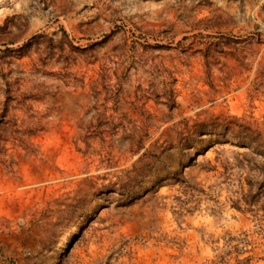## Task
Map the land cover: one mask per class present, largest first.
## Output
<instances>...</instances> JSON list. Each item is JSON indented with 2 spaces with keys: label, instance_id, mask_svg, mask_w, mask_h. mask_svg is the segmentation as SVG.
I'll return each instance as SVG.
<instances>
[{
  "label": "rangeland",
  "instance_id": "rangeland-1",
  "mask_svg": "<svg viewBox=\"0 0 264 264\" xmlns=\"http://www.w3.org/2000/svg\"><path fill=\"white\" fill-rule=\"evenodd\" d=\"M0 135V264H264V0H0Z\"/></svg>",
  "mask_w": 264,
  "mask_h": 264
},
{
  "label": "trees",
  "instance_id": "trees-1",
  "mask_svg": "<svg viewBox=\"0 0 264 264\" xmlns=\"http://www.w3.org/2000/svg\"><path fill=\"white\" fill-rule=\"evenodd\" d=\"M4 95L6 96V100H5V104H4V112L7 113L8 110H9V105L12 101H16L17 100V97L12 93V91L10 90V87H7L6 89H4ZM3 137L0 135V149H1V143L4 142L2 139ZM126 185H121V183H113L110 185L111 188H116V187H119V188H124ZM118 188V189H119ZM120 190V189H119ZM110 192H114V191H110ZM135 197V195L133 194L132 195V199ZM129 198V197H128ZM131 200V199H129Z\"/></svg>",
  "mask_w": 264,
  "mask_h": 264
}]
</instances>
